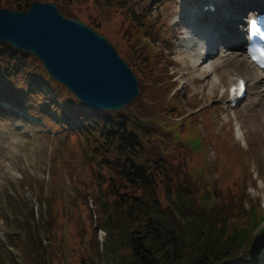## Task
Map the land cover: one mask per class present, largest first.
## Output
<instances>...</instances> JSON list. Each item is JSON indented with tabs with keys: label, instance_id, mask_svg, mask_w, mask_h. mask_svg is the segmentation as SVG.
Instances as JSON below:
<instances>
[{
	"label": "rangeland",
	"instance_id": "1",
	"mask_svg": "<svg viewBox=\"0 0 264 264\" xmlns=\"http://www.w3.org/2000/svg\"><path fill=\"white\" fill-rule=\"evenodd\" d=\"M149 1L130 0V4L140 10ZM202 1L152 0L149 17L162 31L160 38H150V42L168 54L165 59L162 55L161 64H165L168 74H173L171 79L163 77L168 83L167 106L183 103V113L194 118L185 125L180 122L184 114L139 118L147 119L142 124L152 121L150 124L170 136L178 127L172 140L182 141L186 151L191 152L190 148L201 154L205 163L213 164L221 159V165L226 159L235 160L230 166L232 173L224 174L226 180L217 183L222 201L232 197V204H226L231 211L235 197L245 195L240 202L246 208L257 205L264 211V92H261L264 80L257 79L261 72L252 66L243 43L244 15L259 6H248L247 0H237L242 11L239 20H233L239 22L235 27L228 22L219 28L213 16L201 14ZM219 1L216 15L229 0ZM101 6L104 11L90 0H75L64 8L83 19H97L102 26L100 33L122 56V43L116 34L119 26L116 14H120H107L108 7ZM200 29L207 35L201 34ZM218 33L223 38L216 44ZM199 52L204 62L196 64ZM159 72L165 74L162 70ZM235 77L247 81L248 94L233 108L227 102L226 90ZM150 90L149 93L158 97L155 103L158 99L165 100L162 89ZM149 93L144 99L148 109L152 108ZM141 106L134 103L130 108L139 111ZM41 121L35 112L22 107L18 115H0V264H79L83 248L86 250L89 246L90 254V243L95 236L100 248L107 236L100 229L103 217L95 204L100 189L106 192L108 185L121 189L120 181L113 178L110 154L94 160L81 136L59 131V127L52 129ZM181 128L188 132L181 133ZM141 140L146 154L166 155L174 179L188 182L189 193L197 199L195 163L185 166L180 157L168 158L167 147L154 138L148 141L141 136ZM243 150L246 152L242 153ZM183 155L189 159L186 152ZM144 157L147 156L144 154ZM209 172L214 182L220 171L215 165ZM215 186L212 185L216 191ZM263 226L262 223L258 230Z\"/></svg>",
	"mask_w": 264,
	"mask_h": 264
},
{
	"label": "trees",
	"instance_id": "2",
	"mask_svg": "<svg viewBox=\"0 0 264 264\" xmlns=\"http://www.w3.org/2000/svg\"><path fill=\"white\" fill-rule=\"evenodd\" d=\"M34 1L0 0V8L27 11ZM40 1L54 2L67 16L81 18L101 31L97 19H83L65 10L75 0ZM90 1L101 11H104L101 5L108 7L107 14H120H116L119 20L116 34L122 43V56L135 72L141 88V95L121 111L97 110L83 104L48 75L36 56L8 42L0 43V115H18L20 107L28 109L35 112L44 126L81 136L94 160L98 156L104 159L105 154L113 157V178L120 181L121 189L108 185L106 192L100 189L98 200L95 199L103 217L100 229L107 236L100 248L96 235L90 243L91 253L87 252L89 246L83 248L79 264H264V227L258 230L264 211L257 205L246 208L240 202L245 195L235 197V207L230 211L226 204H232V197L222 201L219 194L221 188L217 183L226 180L224 174L232 173L230 166L235 160L226 159L221 165V159L217 164L205 163L201 154L190 148L191 152L186 151L182 141L172 140L173 133L179 130L175 124L172 136L161 133L150 124L152 121L142 124L149 116L171 117L174 113L181 116L185 111L183 103L172 106L166 103L168 83L163 77L171 79L173 74H168L165 64H161L162 55L165 59L168 54L150 42V38H160L162 32L149 19L152 0L140 10L130 0ZM160 70L165 74H160ZM150 89H162L166 101L158 99L155 103L158 97L149 93ZM147 92L152 107L149 109L144 106ZM4 102L12 107L4 106ZM133 102L142 104L139 111L130 108ZM191 118L194 117L185 113L180 122L185 125ZM184 128L181 133L186 134ZM141 136L163 143L168 158L180 157L185 166L195 163L197 199L189 193L188 182L174 179L166 155L146 154ZM215 165L220 173L212 182L209 171ZM212 185H216V191Z\"/></svg>",
	"mask_w": 264,
	"mask_h": 264
},
{
	"label": "water",
	"instance_id": "3",
	"mask_svg": "<svg viewBox=\"0 0 264 264\" xmlns=\"http://www.w3.org/2000/svg\"><path fill=\"white\" fill-rule=\"evenodd\" d=\"M2 42L36 56L51 78L94 109L120 111L139 95L137 76L108 38L53 2L0 8Z\"/></svg>",
	"mask_w": 264,
	"mask_h": 264
},
{
	"label": "bare ground",
	"instance_id": "4",
	"mask_svg": "<svg viewBox=\"0 0 264 264\" xmlns=\"http://www.w3.org/2000/svg\"><path fill=\"white\" fill-rule=\"evenodd\" d=\"M248 1V6L250 4V6H263L264 7V0H247ZM226 6L223 8L221 14H220V20L218 21L219 23H217L218 26L216 27H219V28H222L224 26H226L228 24V22H232V25L233 23H235L233 25V27H235V25L238 23L234 22L235 20H233L234 18L235 19H238L239 20V14L240 12L242 11L239 7V3L237 0H229L226 4ZM240 10V11H239ZM252 11H255V10H252ZM251 12V11H250ZM235 16V17H234ZM218 29V28H217ZM219 31V30H218ZM220 32V31H219ZM200 33L201 34H206L205 31L201 30L200 29ZM207 35V34H206ZM216 38V44L217 42H219L221 40V38H223V35L221 33H218L217 36H215ZM203 40V39H202ZM200 41V40H199ZM204 43V42H203ZM201 44V43H200ZM238 46V45H237ZM204 47V46H203ZM241 47V46H240ZM214 50V48H213ZM200 51V50H199ZM217 52V51H216ZM245 54H246V49H245ZM247 55V54H246ZM201 62H204L203 60V56H202V52H199L198 56H196V59H195V62L196 64H199ZM253 66V65H252ZM254 67V66H253ZM214 68V67H213ZM255 68V67H254ZM259 74V73H258ZM260 76H256L258 77L257 79L259 81H263L264 80V74H259ZM255 77V76H253ZM251 78V77H250ZM216 83V81H215ZM232 84V81L229 85V87L231 86ZM257 84V83H256ZM261 92H264V89L261 91ZM227 99L229 100L230 102V99H229V96H228V90H227V95H226Z\"/></svg>",
	"mask_w": 264,
	"mask_h": 264
}]
</instances>
